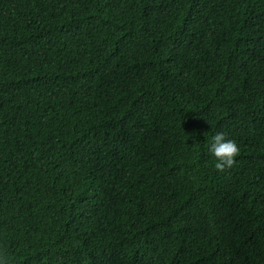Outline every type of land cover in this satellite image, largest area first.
<instances>
[{
	"label": "trees",
	"instance_id": "trees-1",
	"mask_svg": "<svg viewBox=\"0 0 264 264\" xmlns=\"http://www.w3.org/2000/svg\"><path fill=\"white\" fill-rule=\"evenodd\" d=\"M0 251L264 264V0H0Z\"/></svg>",
	"mask_w": 264,
	"mask_h": 264
},
{
	"label": "clouds",
	"instance_id": "clouds-1",
	"mask_svg": "<svg viewBox=\"0 0 264 264\" xmlns=\"http://www.w3.org/2000/svg\"><path fill=\"white\" fill-rule=\"evenodd\" d=\"M208 152L213 158L214 168L222 172L234 164L239 147L236 141L227 138L224 132H216L210 138ZM0 264H8V258L2 251H0Z\"/></svg>",
	"mask_w": 264,
	"mask_h": 264
}]
</instances>
